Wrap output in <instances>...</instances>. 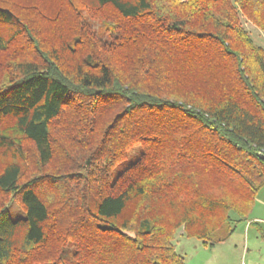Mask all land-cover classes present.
Masks as SVG:
<instances>
[{
  "label": "trees",
  "instance_id": "obj_1",
  "mask_svg": "<svg viewBox=\"0 0 264 264\" xmlns=\"http://www.w3.org/2000/svg\"><path fill=\"white\" fill-rule=\"evenodd\" d=\"M243 19L264 31V0H0V264H188L177 229L213 245L248 217L264 48Z\"/></svg>",
  "mask_w": 264,
  "mask_h": 264
},
{
  "label": "rangeland",
  "instance_id": "obj_2",
  "mask_svg": "<svg viewBox=\"0 0 264 264\" xmlns=\"http://www.w3.org/2000/svg\"><path fill=\"white\" fill-rule=\"evenodd\" d=\"M243 22L256 44L264 48V31L245 19H243ZM93 24L95 26L98 25L95 21ZM139 146L138 144L130 150L126 161L119 164L114 169V172H118L127 164V161L131 158L133 153L139 150ZM263 189L264 187L259 190L258 196L263 194ZM9 214L12 219H17L25 216V211L20 204L14 203L9 209ZM252 216L254 215L250 213L247 218L242 220H237L236 217V220L231 223L232 226H235V230L227 235L229 227L222 228L218 234L227 237L225 240L214 243L213 245H210V242L205 244L203 240L195 237H188L183 228H179L175 233L176 249L188 264H264L261 253L257 252V254H255L254 249L250 251V254L246 253V241H250V247L253 248V242L257 238L258 241L262 239L261 227H263V225L261 221L257 220V224H252L251 229L247 230L245 227L246 222L252 219ZM256 256L258 260L255 261L254 259H257ZM65 264L70 263L68 261Z\"/></svg>",
  "mask_w": 264,
  "mask_h": 264
},
{
  "label": "crops",
  "instance_id": "obj_3",
  "mask_svg": "<svg viewBox=\"0 0 264 264\" xmlns=\"http://www.w3.org/2000/svg\"><path fill=\"white\" fill-rule=\"evenodd\" d=\"M259 193V192H258ZM251 214H253L254 216H252V219H249L246 222V229H251L252 224H257V220L261 221L263 227H261V231H262V239L260 241H258V238L253 242L252 245L253 248L250 247V241H246L247 243H245V248L247 249L246 253L250 254V251L252 249H254L255 254H257V252L262 254V258L264 260V189H263V194L261 196L257 195L256 198V202L254 204V207L252 209ZM255 256V255H254ZM257 259H254L255 261L258 260V257L256 256ZM253 260V263H254ZM256 264V263H255Z\"/></svg>",
  "mask_w": 264,
  "mask_h": 264
}]
</instances>
